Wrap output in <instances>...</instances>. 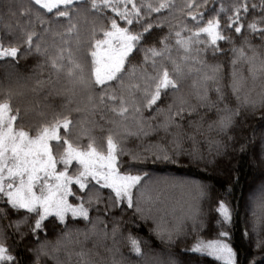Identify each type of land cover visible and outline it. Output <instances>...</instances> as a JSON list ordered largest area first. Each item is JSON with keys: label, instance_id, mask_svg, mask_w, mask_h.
Returning <instances> with one entry per match:
<instances>
[{"label": "snow or ice", "instance_id": "snow-or-ice-1", "mask_svg": "<svg viewBox=\"0 0 264 264\" xmlns=\"http://www.w3.org/2000/svg\"><path fill=\"white\" fill-rule=\"evenodd\" d=\"M0 20V264H264V0H0ZM30 82L60 109L30 111Z\"/></svg>", "mask_w": 264, "mask_h": 264}, {"label": "trees", "instance_id": "trees-1", "mask_svg": "<svg viewBox=\"0 0 264 264\" xmlns=\"http://www.w3.org/2000/svg\"><path fill=\"white\" fill-rule=\"evenodd\" d=\"M3 20H0V27H2ZM21 64H24V61L21 60ZM32 64H28V70H30ZM21 71H27L26 69H21ZM0 85L7 87L11 85L13 88H16L15 79L9 80L6 77L5 69L0 67ZM32 83L30 82L28 85H24L23 87L17 89L20 93L19 96L20 101L28 106L29 110L32 109H41L43 108L46 112L51 113L52 111H58L63 102V97L55 94V91L50 90L45 87L43 90L32 93L30 88L32 87ZM68 87L66 81L61 79L56 84V88L58 90H62L63 88ZM51 92V94H50ZM86 102V101H85ZM90 119H99V117H90ZM233 167L236 169L234 175L239 178V184L236 190V196L239 197L242 194H246L248 191V187L252 182V176L254 175V165L251 159H237L233 163ZM168 173H160V175H167ZM216 176V179L223 180L224 177L222 175H217L215 173H210ZM172 175L183 177L185 179L197 180L201 178L199 171L194 166H189L187 164L182 166H176V170L172 172ZM159 196L162 199L169 201H180L183 196L182 189L178 187H162L159 190ZM78 227L83 228L84 226L78 225Z\"/></svg>", "mask_w": 264, "mask_h": 264}]
</instances>
